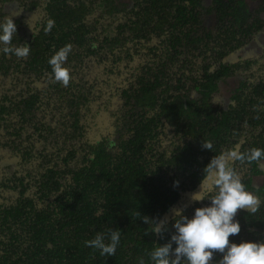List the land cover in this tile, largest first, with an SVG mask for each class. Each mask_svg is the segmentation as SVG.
Wrapping results in <instances>:
<instances>
[{
  "label": "trees",
  "instance_id": "1",
  "mask_svg": "<svg viewBox=\"0 0 264 264\" xmlns=\"http://www.w3.org/2000/svg\"><path fill=\"white\" fill-rule=\"evenodd\" d=\"M8 15L31 52H0V264H154L176 211L211 205L191 199L211 159L264 149V48L240 55L264 32V0H0ZM69 43L65 87L48 61ZM234 167L262 203L230 239L264 242V164ZM109 230L115 256L85 246Z\"/></svg>",
  "mask_w": 264,
  "mask_h": 264
},
{
  "label": "clouds",
  "instance_id": "2",
  "mask_svg": "<svg viewBox=\"0 0 264 264\" xmlns=\"http://www.w3.org/2000/svg\"><path fill=\"white\" fill-rule=\"evenodd\" d=\"M31 26V25H30ZM55 21L49 19L43 31L50 33ZM35 31V29H34ZM17 25L11 15L0 22V52L14 54L17 58L26 59L31 52L28 44L14 45ZM71 43L61 47L50 59L53 83H62L65 87L72 81L71 71L66 67L72 52ZM202 147L213 150L211 141L204 140ZM240 164H264V149L251 148L247 152L240 151L239 143L231 149L215 155L205 167L200 181V190L192 194L194 201H211L210 206L199 207L194 217L189 219L182 211H176L173 227L175 233L168 243L159 245L150 253L154 264H213L216 254H222L219 264H264V242L244 241L232 242L230 237L239 235L241 225L235 219L240 210L256 214L261 207V199L253 192L246 190L239 171L234 167ZM175 182L174 186H178ZM137 216L151 225L152 234H162L168 229L166 221L147 215ZM148 234V233H146ZM121 233L109 230L98 233L94 239L86 240L85 246L99 250L101 256H115L120 243ZM175 245V247H173ZM140 264H144L141 259Z\"/></svg>",
  "mask_w": 264,
  "mask_h": 264
},
{
  "label": "rangeland",
  "instance_id": "3",
  "mask_svg": "<svg viewBox=\"0 0 264 264\" xmlns=\"http://www.w3.org/2000/svg\"><path fill=\"white\" fill-rule=\"evenodd\" d=\"M249 2L251 1L254 4V1L256 0H248ZM7 11L9 12H14L17 13L16 10V6L14 5H7L6 8ZM34 18L31 17V21H33ZM264 48V32H262L258 38L255 40L254 43L250 44L248 47L244 48L243 50L240 51V55L246 56V57H253L258 55L262 49ZM232 83H228V85L225 86L226 89H228V87L231 85ZM226 89H223V92L221 94V96H219L222 101H225L228 97V93L226 92ZM9 163V160L6 159L2 162V165H7Z\"/></svg>",
  "mask_w": 264,
  "mask_h": 264
}]
</instances>
